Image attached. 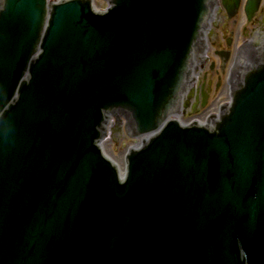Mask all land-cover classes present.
I'll return each mask as SVG.
<instances>
[{
    "label": "water",
    "instance_id": "water-1",
    "mask_svg": "<svg viewBox=\"0 0 264 264\" xmlns=\"http://www.w3.org/2000/svg\"><path fill=\"white\" fill-rule=\"evenodd\" d=\"M106 1L0 0V264H264V49L184 125L212 0Z\"/></svg>",
    "mask_w": 264,
    "mask_h": 264
},
{
    "label": "flooded vegetation",
    "instance_id": "flooded-vegetation-1",
    "mask_svg": "<svg viewBox=\"0 0 264 264\" xmlns=\"http://www.w3.org/2000/svg\"><path fill=\"white\" fill-rule=\"evenodd\" d=\"M212 2L214 9L205 30V52L195 62L194 79L183 95L178 119L186 112L202 117L207 114L201 122L209 123L218 115L209 109L223 92L230 94L232 68L245 65L252 48L264 49V0Z\"/></svg>",
    "mask_w": 264,
    "mask_h": 264
},
{
    "label": "rangeland",
    "instance_id": "rangeland-1",
    "mask_svg": "<svg viewBox=\"0 0 264 264\" xmlns=\"http://www.w3.org/2000/svg\"><path fill=\"white\" fill-rule=\"evenodd\" d=\"M55 1V0H50ZM94 5L96 9L101 10L104 9L107 6V2L105 0H94ZM217 103L212 109H209V112H215L217 113L218 108L220 104L228 103L229 102V94L228 92H223L220 97L217 99ZM207 114H205L206 116ZM205 116L202 117L199 114L196 115L194 113L186 112V114H183L180 116V121L183 123H186V121H189L190 119H196L200 117V121H203L205 119ZM133 140L131 138H128L127 136H124V134L121 132V134L118 135V137H115L114 134H110L107 138V141L104 145V149L107 153L113 155L114 162L117 165H123V157L121 159V156L124 155L126 152V149L128 146L132 145Z\"/></svg>",
    "mask_w": 264,
    "mask_h": 264
},
{
    "label": "bare ground",
    "instance_id": "bare-ground-1",
    "mask_svg": "<svg viewBox=\"0 0 264 264\" xmlns=\"http://www.w3.org/2000/svg\"><path fill=\"white\" fill-rule=\"evenodd\" d=\"M190 120H191V119H190ZM193 120H195V121H197V122H200L199 117L196 118V119H193ZM182 123H183V122H182ZM183 124H184V123H183ZM103 147H104V145H102V150L104 149ZM103 151L105 152V155H106L107 157H109V158L112 160V162H114L113 155L107 153L105 150H103ZM122 157H123V155L121 156V159H122ZM114 163H115V162H114ZM118 166L120 167V170L123 171L124 164H123V165H120V164H119Z\"/></svg>",
    "mask_w": 264,
    "mask_h": 264
}]
</instances>
